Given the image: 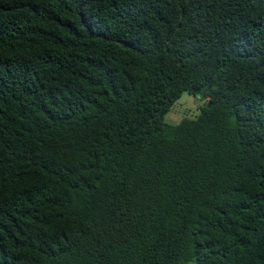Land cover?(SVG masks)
I'll return each instance as SVG.
<instances>
[{"label": "trees", "instance_id": "obj_1", "mask_svg": "<svg viewBox=\"0 0 264 264\" xmlns=\"http://www.w3.org/2000/svg\"><path fill=\"white\" fill-rule=\"evenodd\" d=\"M0 264H264V0H0Z\"/></svg>", "mask_w": 264, "mask_h": 264}, {"label": "rangeland", "instance_id": "obj_2", "mask_svg": "<svg viewBox=\"0 0 264 264\" xmlns=\"http://www.w3.org/2000/svg\"><path fill=\"white\" fill-rule=\"evenodd\" d=\"M199 102L201 101L198 97L189 94L187 91H183L180 97L174 103V107L166 112L165 119L172 122L177 121L182 116L183 112H195L194 109L199 104Z\"/></svg>", "mask_w": 264, "mask_h": 264}, {"label": "water", "instance_id": "obj_3", "mask_svg": "<svg viewBox=\"0 0 264 264\" xmlns=\"http://www.w3.org/2000/svg\"><path fill=\"white\" fill-rule=\"evenodd\" d=\"M208 105H209V103H208Z\"/></svg>", "mask_w": 264, "mask_h": 264}]
</instances>
